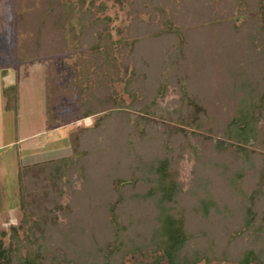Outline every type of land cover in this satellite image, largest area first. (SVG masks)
<instances>
[{"label":"trees","instance_id":"trees-1","mask_svg":"<svg viewBox=\"0 0 264 264\" xmlns=\"http://www.w3.org/2000/svg\"><path fill=\"white\" fill-rule=\"evenodd\" d=\"M10 3L47 129L96 120L72 156L20 165L0 264H264V0Z\"/></svg>","mask_w":264,"mask_h":264},{"label":"crops","instance_id":"crops-1","mask_svg":"<svg viewBox=\"0 0 264 264\" xmlns=\"http://www.w3.org/2000/svg\"><path fill=\"white\" fill-rule=\"evenodd\" d=\"M2 61L3 58L0 55V213L14 209L17 205L21 165L19 148L32 140L45 139L44 137H48L49 141L56 138L66 139L65 128L47 129L45 106L39 104L40 100L38 105L36 104L35 94H33L32 103H27L29 101L28 75L30 71L33 73V70L28 65L20 69L10 68L11 62L3 66ZM14 86L16 88L15 102L9 106L7 95ZM39 90L42 93V90ZM49 141L48 145H52ZM35 145L38 144L35 143ZM44 147L45 144L41 146L42 149ZM33 150V148L30 149V151Z\"/></svg>","mask_w":264,"mask_h":264},{"label":"rangeland","instance_id":"rangeland-1","mask_svg":"<svg viewBox=\"0 0 264 264\" xmlns=\"http://www.w3.org/2000/svg\"><path fill=\"white\" fill-rule=\"evenodd\" d=\"M115 17V21L112 23L113 34L116 38L120 37V34L117 32V28L120 29L123 27V19L124 13L119 14ZM13 13L10 0H0V55L3 58V66L12 63L10 68L20 69L24 65H28L32 70L28 75V99L27 103L31 104L33 99H36V104L38 105L39 100L42 106H45L46 109V121H47V103H46V78H47V64L46 61L40 60L32 63H21L15 57V30L13 25ZM76 58L74 57L73 52L70 53L67 57H59L57 62V71L62 74L60 86L65 87L69 84V72L71 65L75 62ZM42 93H40V90ZM16 91L15 86L12 87L8 91V95L12 96L11 98L15 99L16 95L14 92ZM33 94L34 98H33ZM41 96H40V95ZM33 98V99H32ZM62 104L57 109L58 113L61 115L63 123H67L70 120L72 112L76 108V104L73 103L68 97H64L61 99ZM31 102V103H30ZM25 103V104H27ZM28 104V105H29ZM96 118H88L85 120H81L72 124H65L62 127L66 130V139H51L49 141L48 137H44L45 139L41 140H32L24 145H22L20 149V164L28 165L33 163L44 162L52 159H60L64 157H69L73 155L72 148L69 143V134L75 130L77 127H91L93 126ZM61 128V127H60ZM52 143V145H48V142ZM38 144V145H35ZM45 144V147L42 149L41 146ZM39 147V148H38ZM34 149L30 151V149ZM21 149H23L21 151ZM190 167H185L184 175L186 178L189 177ZM19 182V180H18ZM19 185V184H18ZM18 191V189H17ZM16 208L4 210L0 213V215L8 214L11 223L16 224V212L18 206V195L16 197ZM5 227H8V224L5 223Z\"/></svg>","mask_w":264,"mask_h":264}]
</instances>
